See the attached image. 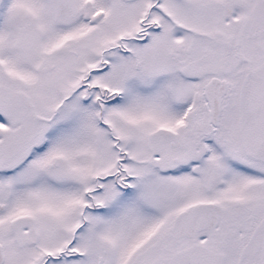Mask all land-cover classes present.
I'll use <instances>...</instances> for the list:
<instances>
[{"label": "snow or ice", "instance_id": "snow-or-ice-1", "mask_svg": "<svg viewBox=\"0 0 264 264\" xmlns=\"http://www.w3.org/2000/svg\"><path fill=\"white\" fill-rule=\"evenodd\" d=\"M0 264H264V0H0Z\"/></svg>", "mask_w": 264, "mask_h": 264}]
</instances>
